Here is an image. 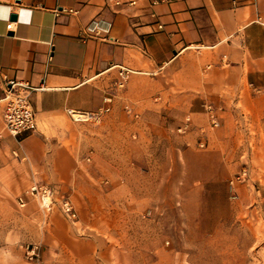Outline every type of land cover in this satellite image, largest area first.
Wrapping results in <instances>:
<instances>
[{
	"label": "crops",
	"instance_id": "obj_1",
	"mask_svg": "<svg viewBox=\"0 0 264 264\" xmlns=\"http://www.w3.org/2000/svg\"><path fill=\"white\" fill-rule=\"evenodd\" d=\"M130 1L0 0V175L11 186L18 178L23 187L31 178L59 184L85 223L103 199L127 208L174 204L181 183L155 182L158 167H201L204 182L245 163L264 171V0ZM94 20L109 31L85 33ZM120 66L134 70L122 97L141 119L126 117L117 100L100 124L73 121L68 108L104 104ZM14 78L35 87L38 119L18 137L3 120ZM205 102L220 108L221 124L197 149L196 133L167 124L188 112L208 124Z\"/></svg>",
	"mask_w": 264,
	"mask_h": 264
},
{
	"label": "rangeland",
	"instance_id": "obj_2",
	"mask_svg": "<svg viewBox=\"0 0 264 264\" xmlns=\"http://www.w3.org/2000/svg\"><path fill=\"white\" fill-rule=\"evenodd\" d=\"M125 88L111 92L116 95L114 105L121 100V112L138 121L142 111L122 97ZM157 96L154 101H161L155 99ZM127 103L138 117L127 111ZM181 112L179 109L172 118ZM189 116L192 128L179 132ZM167 125L178 135L196 133L195 148H208L209 144L205 148L198 145L199 127L208 124H197L191 113H185L178 124ZM249 168L250 180L237 183L234 189L230 181L242 167H232L225 177L206 182L201 167L191 173L158 167L155 182L176 179L181 183L174 204L164 208L156 203L133 204L127 208L103 199L86 223L79 215L71 221L59 208L45 215L32 197L21 207L18 198L25 195L33 178L27 187L20 178L11 186L0 175V264H264V171ZM189 182L191 187L186 186ZM49 184L57 188L59 199L70 197L78 211L71 192L59 184ZM33 246L38 247L39 257L31 260L28 249Z\"/></svg>",
	"mask_w": 264,
	"mask_h": 264
},
{
	"label": "built area",
	"instance_id": "obj_3",
	"mask_svg": "<svg viewBox=\"0 0 264 264\" xmlns=\"http://www.w3.org/2000/svg\"><path fill=\"white\" fill-rule=\"evenodd\" d=\"M120 3V0H116ZM158 0H154L153 3H157ZM130 3H136V0H131ZM68 12L77 13L78 10L69 8ZM58 12V11H57ZM13 22L8 24V28H12ZM162 27V25H159ZM109 26L103 28L98 20H94L84 31L87 34H99L101 31H109ZM133 69L120 66L118 69V76L114 83L115 90H122L126 87L128 81L131 78ZM35 90V87L23 80L19 79H7L6 81V95H5V109L3 113L4 131L8 134L18 137L24 132L33 131L38 127L37 114L34 110L31 94ZM115 94L108 93L103 97L104 104L95 111H86L81 109L68 108L67 114L75 122L79 123H94L100 124L104 121L107 114H109L114 106ZM127 111L132 113L135 117H138V113L135 112L134 107L127 103L125 105ZM204 108L208 118L209 127H199L200 139L198 145L201 148H205L208 144V138L206 136L207 128H217L221 124L220 108L216 107L212 102H205ZM192 128L191 117H187L186 122L178 129L179 132H187ZM2 134L0 135V139ZM17 154L16 151H14ZM90 160V157L88 158ZM248 163L242 166V169L238 174L231 179L230 184L235 189L237 183L246 182L250 180L251 169ZM32 197L38 201L41 211L48 215L50 212L59 208L63 214L71 221L78 219L77 208L70 197L58 198V190L55 186L48 183H43L39 180H33L29 188L26 190L25 195H20L18 198L19 205L25 207L27 205V198ZM28 257L31 260L39 257V251L37 246H33L28 249Z\"/></svg>",
	"mask_w": 264,
	"mask_h": 264
}]
</instances>
